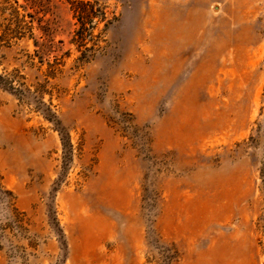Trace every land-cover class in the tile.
<instances>
[{"label":"rangeland","instance_id":"1","mask_svg":"<svg viewBox=\"0 0 264 264\" xmlns=\"http://www.w3.org/2000/svg\"><path fill=\"white\" fill-rule=\"evenodd\" d=\"M71 1L0 0V264H264V0Z\"/></svg>","mask_w":264,"mask_h":264},{"label":"trees","instance_id":"2","mask_svg":"<svg viewBox=\"0 0 264 264\" xmlns=\"http://www.w3.org/2000/svg\"><path fill=\"white\" fill-rule=\"evenodd\" d=\"M71 4H73L72 9L75 13V18L78 20V28L75 31L73 42H75V44L78 45L80 50H82V48L85 49L83 51L85 54L84 55L85 57L87 55V52H90L94 50L95 48V45H92V47L88 46L90 42L95 41L94 30L91 31L88 28V25L92 23L95 18L105 21L106 27H108L112 22L111 20H109L106 10L98 6L96 2L84 1V0H74V1H71ZM30 14L31 13H27L25 17L30 16L32 19L33 16ZM29 28L32 29L33 27L29 25ZM3 79H4L3 75L0 74V85L11 92H14L15 87L13 86L12 82L5 83ZM44 114L46 118L54 122L56 124V127L59 129L61 138L63 141L65 154L68 158L71 159L72 153H73V145H72L70 133L60 126V121L58 120L56 113L53 112L51 108H48L47 111H44ZM178 257H179V253L178 251H176L174 253V256L170 255L168 257L167 264H175V262L177 263Z\"/></svg>","mask_w":264,"mask_h":264}]
</instances>
